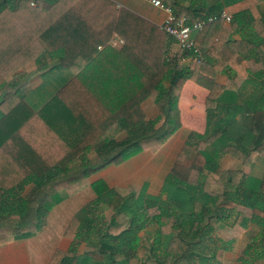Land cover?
Returning <instances> with one entry per match:
<instances>
[{
	"label": "trees",
	"instance_id": "trees-1",
	"mask_svg": "<svg viewBox=\"0 0 264 264\" xmlns=\"http://www.w3.org/2000/svg\"><path fill=\"white\" fill-rule=\"evenodd\" d=\"M162 1L188 23L217 16L192 35L202 60L171 52V36L113 0H0V245L38 234L51 209L81 195L63 232L74 244L45 264H212L251 225L257 234L235 261L264 264V78L243 65L251 57L264 76V0ZM203 60L247 78L211 84L205 129L187 134L161 193L91 181L169 140L181 87ZM46 71L68 75L32 85ZM224 155L260 160L261 175L223 167Z\"/></svg>",
	"mask_w": 264,
	"mask_h": 264
},
{
	"label": "crops",
	"instance_id": "crops-1",
	"mask_svg": "<svg viewBox=\"0 0 264 264\" xmlns=\"http://www.w3.org/2000/svg\"><path fill=\"white\" fill-rule=\"evenodd\" d=\"M114 1V0H113ZM136 0H126L123 3L121 1H114L117 6L124 7L132 10L133 12L141 15L147 20L157 24L158 26L162 23L165 18L164 11L153 7L149 0H142L139 5ZM211 0H205V2H210ZM180 3L186 5L188 0H180ZM124 4V5H123ZM143 4V5H142ZM146 5L148 8L145 9ZM141 6V7H140ZM264 11V1L262 3ZM238 8V7H237ZM230 16L232 12L224 9ZM226 26H229L230 21L226 22L223 20ZM243 31L233 30L228 33L229 38L241 39ZM216 40V38H214ZM178 49L176 43L171 46V52ZM185 62L189 65L193 64V59L186 58ZM249 64L257 65L252 62L250 57L249 62L244 61L243 65L246 70V75L248 78H264V76H258L257 70H250ZM211 78V82L224 83L226 78H247L243 74L233 71L227 66L221 72H215L213 66L210 62L203 60L199 64V70L197 74V79L187 80L182 85L179 96H178V109L180 112L181 126L179 129L169 138V140L156 152L145 150L137 154V169L135 175H126V171L133 163L129 160L116 166H109L104 170L98 172L97 174L90 177V180L103 179L109 187L115 189L120 194L130 193V182H136L138 189L140 187H145V180L147 181L146 191L147 194L157 195L161 192L160 178L163 179L169 168L171 167L177 153L179 152L182 144L184 143L186 136L191 131L203 132L205 129V98L211 87H199V81L201 78ZM37 78V77H35ZM41 80V79H39ZM146 107L150 108L148 110L150 114L152 113L151 103L147 102ZM225 156V155H224ZM223 157V156H222ZM221 157V160H222ZM132 159V157H131ZM220 160V163H221ZM135 163V161H134ZM222 165V163H221ZM224 167V166H223ZM227 168V167H225ZM145 179V180H143ZM144 183V185H142ZM160 183V185H162ZM150 188L156 193H151ZM88 199L83 196H75L73 198H68L62 201L60 204L56 205L51 209L48 215H57V223L53 224L47 222V227H43L38 234L21 240L11 241L0 245V264H45L49 261L53 251L57 249L66 250L73 243L71 238L64 236V230L70 217L77 211L84 201ZM61 216V219L59 218ZM51 227L53 229H51ZM52 237L53 239H50ZM50 239L53 243L50 248L46 247V251H43L42 243ZM83 244L81 246V249ZM48 248V249H47ZM80 250V249H79Z\"/></svg>",
	"mask_w": 264,
	"mask_h": 264
},
{
	"label": "rangeland",
	"instance_id": "rangeland-1",
	"mask_svg": "<svg viewBox=\"0 0 264 264\" xmlns=\"http://www.w3.org/2000/svg\"><path fill=\"white\" fill-rule=\"evenodd\" d=\"M114 1H118V2L121 1L119 3H123V1H126V0H114ZM135 2H137V4L139 5V2H142V0H136ZM147 6H149V5H146L145 9L148 8ZM124 7H128V6L125 5ZM116 45H118V44H116ZM67 75L68 74H66V72L57 73V72H52V71H49V72L46 71L45 73L37 75V78H35L33 80L32 85H35L36 83H38L39 79H43V78H44L45 81H47L45 83V85H47V84H50V81L52 80V78H66ZM211 84H212V82H211V78L210 77L209 78H201L200 81H199V87L200 88L201 87L205 88V86L208 88V87H210ZM139 154H141V153H139ZM129 160H133V161H131L133 163H130L129 168L126 171V175H135V173H131V172H135L136 171V169H137V167H136L137 163L136 162H137L138 159H137V157H132V159L130 158ZM134 161H135V163H134ZM221 163H222V166L227 167V168L241 167L242 170L245 173L258 175V176L261 175L262 170H263V163L260 160H258V159H255V161H254V163L252 164L251 167H246V166H241V164L236 159L232 158L231 156L225 155V156L222 157ZM143 180H145V179H143ZM160 180H161L160 183H162V179L161 178H160ZM145 182H143V184H142V185H144V183H145V187H143V188L140 187L139 189H138L137 186H135L136 182H134V181L130 182V184H129L131 186L129 188L130 192H132L134 195H143L144 193L147 194V191H146L147 181L145 180ZM160 183L158 185V189H159V186H162V185H160ZM150 192L151 193H156L153 190V188H150ZM109 215H110V212L107 211L106 212V217H108ZM56 216L57 215H54V216L53 215H47L46 223H45L44 227H47L46 224H47V222H50V220H51V223L56 224L57 220H58ZM59 218L61 219V216ZM126 219H127L126 217H122L120 220L121 221H125ZM51 229H53V228L51 227ZM256 232H257V227L251 225V226H249V228L247 230L242 232L240 235H236V241L233 243L232 251L223 253V255H222V257L220 259H218V258L213 259L211 261L212 264H236V261H235L236 257L238 256L240 251L243 249L244 245L250 240V238L254 234H257ZM50 239H53V238L50 237ZM50 239H48L47 241L42 243L43 251L44 250L46 251V247L47 246H48V248L51 247L53 242ZM73 244L74 243H72L70 245V247ZM81 246H82V244H79V245H77V248L81 250Z\"/></svg>",
	"mask_w": 264,
	"mask_h": 264
},
{
	"label": "built area",
	"instance_id": "built-area-1",
	"mask_svg": "<svg viewBox=\"0 0 264 264\" xmlns=\"http://www.w3.org/2000/svg\"><path fill=\"white\" fill-rule=\"evenodd\" d=\"M149 3L165 13V18L159 27L175 40L179 48L193 52L196 55V60H202V54L195 44L192 35L194 32L200 30L206 22L216 19L217 16H208L207 18H201L188 23L184 17H177L173 9L162 0H149ZM218 17L226 22H229L231 19V16L224 9L221 10ZM121 43L122 41L118 39L113 41L114 45Z\"/></svg>",
	"mask_w": 264,
	"mask_h": 264
}]
</instances>
